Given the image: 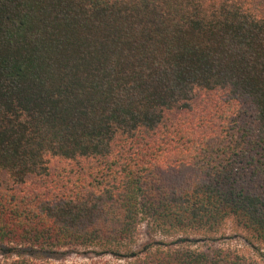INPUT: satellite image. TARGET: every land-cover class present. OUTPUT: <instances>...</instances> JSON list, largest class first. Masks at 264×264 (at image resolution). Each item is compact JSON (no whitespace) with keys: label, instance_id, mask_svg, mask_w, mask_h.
I'll list each match as a JSON object with an SVG mask.
<instances>
[{"label":"trees","instance_id":"trees-1","mask_svg":"<svg viewBox=\"0 0 264 264\" xmlns=\"http://www.w3.org/2000/svg\"><path fill=\"white\" fill-rule=\"evenodd\" d=\"M229 218L264 240V0H0L5 264H262ZM143 223L174 240L134 250Z\"/></svg>","mask_w":264,"mask_h":264},{"label":"rangeland","instance_id":"rangeland-1","mask_svg":"<svg viewBox=\"0 0 264 264\" xmlns=\"http://www.w3.org/2000/svg\"><path fill=\"white\" fill-rule=\"evenodd\" d=\"M146 223L138 226L135 237L134 250L145 246L146 244L158 240L170 242L174 236H165L158 231L148 229ZM218 238L215 241L219 246L238 253L250 261H256L264 264V240L256 236L250 230L239 226L234 218H229L216 234L210 235ZM192 238H204L203 233L192 232ZM198 245V244H197ZM14 245L0 242V264L13 262L20 258L19 254L13 249ZM25 250L26 260L35 264H126L129 259L121 256H115L100 245L88 247H65L55 248L53 250L30 248ZM126 252L123 250L120 254Z\"/></svg>","mask_w":264,"mask_h":264}]
</instances>
